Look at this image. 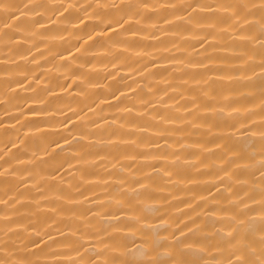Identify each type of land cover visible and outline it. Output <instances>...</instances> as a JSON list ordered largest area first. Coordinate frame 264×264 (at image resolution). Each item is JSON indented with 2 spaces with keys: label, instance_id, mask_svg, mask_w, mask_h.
I'll list each match as a JSON object with an SVG mask.
<instances>
[{
  "label": "bare ground",
  "instance_id": "bare-ground-1",
  "mask_svg": "<svg viewBox=\"0 0 264 264\" xmlns=\"http://www.w3.org/2000/svg\"><path fill=\"white\" fill-rule=\"evenodd\" d=\"M264 264V0H0V264Z\"/></svg>",
  "mask_w": 264,
  "mask_h": 264
},
{
  "label": "snow or ice",
  "instance_id": "snow-or-ice-1",
  "mask_svg": "<svg viewBox=\"0 0 264 264\" xmlns=\"http://www.w3.org/2000/svg\"><path fill=\"white\" fill-rule=\"evenodd\" d=\"M143 264H151V261L145 259Z\"/></svg>",
  "mask_w": 264,
  "mask_h": 264
}]
</instances>
